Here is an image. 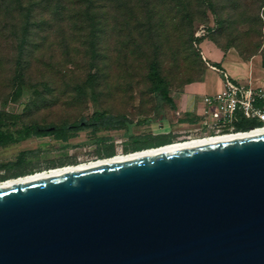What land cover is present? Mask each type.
Returning <instances> with one entry per match:
<instances>
[{"label":"rangeland","instance_id":"1","mask_svg":"<svg viewBox=\"0 0 264 264\" xmlns=\"http://www.w3.org/2000/svg\"><path fill=\"white\" fill-rule=\"evenodd\" d=\"M21 8L0 19V124L66 132L0 147V165L15 163L0 181L188 139L193 117L151 93L147 75L156 65L174 104L189 86L208 93L220 77L200 55L204 41L264 70V0H72L58 16L54 5Z\"/></svg>","mask_w":264,"mask_h":264},{"label":"water","instance_id":"2","mask_svg":"<svg viewBox=\"0 0 264 264\" xmlns=\"http://www.w3.org/2000/svg\"><path fill=\"white\" fill-rule=\"evenodd\" d=\"M0 264H264V131L0 189Z\"/></svg>","mask_w":264,"mask_h":264},{"label":"built area","instance_id":"3","mask_svg":"<svg viewBox=\"0 0 264 264\" xmlns=\"http://www.w3.org/2000/svg\"><path fill=\"white\" fill-rule=\"evenodd\" d=\"M213 70L222 77V89L202 98L203 110L190 126L188 139L246 134L234 130L240 120L254 122V131L263 129L264 86L252 88L236 82L226 72Z\"/></svg>","mask_w":264,"mask_h":264},{"label":"trees","instance_id":"4","mask_svg":"<svg viewBox=\"0 0 264 264\" xmlns=\"http://www.w3.org/2000/svg\"><path fill=\"white\" fill-rule=\"evenodd\" d=\"M69 1H72V0H0V15H1L0 19L8 20L10 19L11 15H13L14 13L16 15L17 13L18 14L21 13L20 12L22 10L21 7L24 4V2H27V4L29 5L28 9L23 10L24 14H26L27 16L29 15L30 10H32L33 7L39 8L41 6L46 7V6H52V5H54V9H52L53 14L57 16L58 14L62 15L63 10H64L63 4H66ZM201 2L204 5L209 6L212 3V0H201ZM90 10L91 8H87V10L84 11V14H87ZM2 31H3V28L0 30V32ZM212 67L218 69L216 65H212ZM147 77L150 83L151 93H154L155 95H157V97L160 98L161 101L165 102L170 108L173 109L174 103L172 99L168 96L166 84L163 81L164 79L161 77L156 65L154 64L150 65ZM18 96H19L18 92L15 93V97L17 98ZM49 129H51V131ZM65 132H66L65 130L60 129V128L43 129L39 127L26 126V125L20 126V128H18L17 131L15 132H10V131L4 130L3 126L0 124V147H4V146L6 147L7 145L16 144V143H19L20 141L28 140L30 138H45L49 136L54 137V138L60 137V136L63 137ZM185 140H188V139H185ZM181 141H184V140H181ZM181 141H173L171 143L181 142ZM165 144L166 142L160 143V146L165 145ZM149 148H153V147H149ZM144 149H148V148H144ZM139 150H142V149H138V150L136 149L134 151H139ZM134 151H131V152H134ZM127 153H130V152H127ZM113 156L115 155L113 154ZM13 164L15 163H7L5 165H0V169H5L8 166H13ZM23 175H27V174L25 173V174H22L21 176Z\"/></svg>","mask_w":264,"mask_h":264},{"label":"crops","instance_id":"5","mask_svg":"<svg viewBox=\"0 0 264 264\" xmlns=\"http://www.w3.org/2000/svg\"><path fill=\"white\" fill-rule=\"evenodd\" d=\"M199 48L200 55L204 61L216 65L217 68H220L219 71L226 72V74L230 75V77L236 80V82L240 84H248L252 88L264 86V70L263 72H260L253 64L236 61L231 56H224L223 53H221L211 42L204 41L199 45ZM218 75L220 77L218 78L219 81L211 87L208 93H204L202 90L204 87H208L206 84L204 87L197 85L189 86L185 93L175 101L174 106L179 115L193 117L194 120L191 125L197 120V115L203 110L202 98L214 95L222 89V77L220 74ZM196 91L201 92L202 96L199 100H197Z\"/></svg>","mask_w":264,"mask_h":264},{"label":"bare ground","instance_id":"6","mask_svg":"<svg viewBox=\"0 0 264 264\" xmlns=\"http://www.w3.org/2000/svg\"><path fill=\"white\" fill-rule=\"evenodd\" d=\"M258 131H264V128L256 130V131H252L249 133L258 132ZM246 134H248V133H246ZM233 135H236V134H233ZM239 135H242V134H239ZM220 137H226V136L205 137V138L195 137V139L191 138L189 140H184L181 142H174V143L165 144V145H162L159 147H153V148L142 149V150L134 151V152H130V153L119 154V155H115V156H112L109 158L91 160L88 162H83V163H79V164H75V165H67V166H63V167H59V168L55 167L53 169L34 172L32 174H27V175H23V176L20 175V177H15V178H10V179H5L3 181H0V189L10 187L13 185H19V184L25 183V182L29 183L32 181L41 180V179L48 178V177H53V176L59 175V174L63 175V174L79 172V171L90 169L91 167H95V166L99 167V166H103V165H109L112 163L124 161L125 159H128V158L132 159V158H136V157H140V156H144V155L157 153V152H160L161 150L174 149V148L194 144L195 142H198V141L202 142V141L220 138Z\"/></svg>","mask_w":264,"mask_h":264},{"label":"flooded vegetation","instance_id":"7","mask_svg":"<svg viewBox=\"0 0 264 264\" xmlns=\"http://www.w3.org/2000/svg\"><path fill=\"white\" fill-rule=\"evenodd\" d=\"M255 127L256 126L254 122H247L244 120H240L239 122L234 124V130H236V132H247L248 133V132H251L252 129L254 130Z\"/></svg>","mask_w":264,"mask_h":264}]
</instances>
